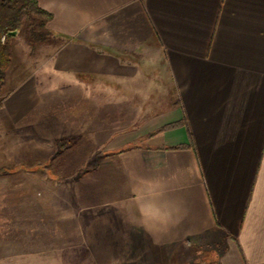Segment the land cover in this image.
I'll return each mask as SVG.
<instances>
[{"label":"crops","instance_id":"1","mask_svg":"<svg viewBox=\"0 0 264 264\" xmlns=\"http://www.w3.org/2000/svg\"><path fill=\"white\" fill-rule=\"evenodd\" d=\"M37 1L51 36L25 68L11 44L0 123L37 117L51 87L115 117L91 119L103 160L76 180L74 212L47 164L0 165V264H50L68 224L92 264H264V0ZM163 76L173 96L149 104ZM19 170L47 177H1ZM120 236L138 261L114 254Z\"/></svg>","mask_w":264,"mask_h":264},{"label":"rangeland","instance_id":"2","mask_svg":"<svg viewBox=\"0 0 264 264\" xmlns=\"http://www.w3.org/2000/svg\"><path fill=\"white\" fill-rule=\"evenodd\" d=\"M39 25L40 20L32 16L25 21L22 29L11 40V44L17 45L14 52L13 67L25 68L28 57L32 61L37 59L33 49L40 45L41 42H34L31 33L32 31L41 32ZM49 39L50 38H48V40ZM6 40L7 37L2 42H6ZM37 64L38 63H36V65ZM12 76H14V74L12 75L11 71V77ZM150 77L152 78V76ZM5 84L0 88V106L7 94ZM40 86L43 88L44 84L41 83ZM161 87L162 90L160 91L158 88L150 87L148 84L147 102L149 104L155 100H159L160 96L163 99V105L169 102V99L173 96V92L171 84L167 81L166 76H163ZM51 88V91L45 90L42 92L43 97L46 98L47 101L50 100L51 104L49 103V106L44 107V110H42L37 117L26 120L17 127L8 128L6 125L0 123V165L13 169L15 166L32 167L38 164H47L50 177L68 180L67 188L71 193H68L67 201L69 206H71L72 212H74V195L72 191H74L76 180L89 177L94 168L99 166L103 160V155L99 153H90V151H97L98 149L95 146V144L98 143V139H96L97 135L89 131L92 128L91 125H95L92 124L95 118H100V120L103 119L104 123L99 124V128L101 129L106 126L108 118H114L115 114L114 117L113 113L108 116L107 112L110 109L107 106H91L89 100L85 102L83 99L86 92H83L84 94L82 95L81 92H77L74 89L64 92L55 90L53 87ZM88 93L90 94V92L86 94ZM98 94L100 98H104L105 102L106 92H99ZM134 99L137 100V98ZM114 109L116 110V108H111V110L115 111ZM133 110L135 109L132 108V111ZM91 119H93V121ZM99 132V134L103 133V135H105L104 131L100 130ZM104 138L105 137L100 139L99 142L105 141ZM5 172L4 169L0 170V174ZM1 177L12 179H41L46 178L47 175L42 171L30 173L19 170L10 175ZM72 212H68L71 217H73ZM70 222L71 219L69 218L68 223ZM116 222H118L117 217ZM69 225L70 224L64 229V234L54 233L51 235L52 246H54L55 242H58L62 247H65V250L60 252L52 250L50 264H92L94 261H98L99 263L102 262L99 257L94 259L97 254L94 253L95 255L92 256L93 253L91 250H77L76 246L78 240L82 236L77 235L75 233V228H70ZM87 237L86 235L83 236V238L86 239ZM88 240H90V237H88ZM85 242L84 240V243ZM122 242L123 237L120 236V247L130 246V248L127 250L122 249L120 251H115L114 254L116 256L119 255V258L124 262L138 261L143 253L141 250L138 251L135 249V247L139 245L134 244L133 241L129 243L125 242L124 244ZM209 245V243L208 246L201 244L200 247H209ZM60 254L64 255L63 259L62 257L61 259H54V255L58 257ZM121 257L125 259L123 260ZM148 257H150L152 261H159L161 256H159L158 253H154Z\"/></svg>","mask_w":264,"mask_h":264},{"label":"trees","instance_id":"3","mask_svg":"<svg viewBox=\"0 0 264 264\" xmlns=\"http://www.w3.org/2000/svg\"><path fill=\"white\" fill-rule=\"evenodd\" d=\"M32 16L40 20L41 28V32L32 31V40L46 42L50 38L51 32L47 31L45 26L51 16L40 8L37 0H0V88L6 82V73L12 61L11 40L13 36L9 32L20 31L25 21ZM4 34L7 37L6 42H2ZM174 126L175 124L163 126L150 136L169 130Z\"/></svg>","mask_w":264,"mask_h":264},{"label":"water","instance_id":"4","mask_svg":"<svg viewBox=\"0 0 264 264\" xmlns=\"http://www.w3.org/2000/svg\"><path fill=\"white\" fill-rule=\"evenodd\" d=\"M19 31H12V32H9V34L13 37H15L17 34H18Z\"/></svg>","mask_w":264,"mask_h":264},{"label":"built area","instance_id":"5","mask_svg":"<svg viewBox=\"0 0 264 264\" xmlns=\"http://www.w3.org/2000/svg\"><path fill=\"white\" fill-rule=\"evenodd\" d=\"M5 38H6V35H3V36H2V41H4V40H5Z\"/></svg>","mask_w":264,"mask_h":264}]
</instances>
